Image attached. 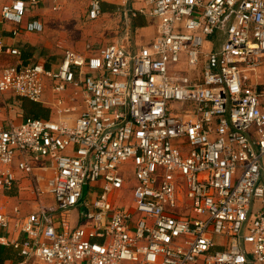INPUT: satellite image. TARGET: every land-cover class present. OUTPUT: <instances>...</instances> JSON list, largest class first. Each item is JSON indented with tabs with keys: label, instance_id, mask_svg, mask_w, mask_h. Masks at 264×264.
Returning a JSON list of instances; mask_svg holds the SVG:
<instances>
[{
	"label": "built area",
	"instance_id": "2783aa9c",
	"mask_svg": "<svg viewBox=\"0 0 264 264\" xmlns=\"http://www.w3.org/2000/svg\"><path fill=\"white\" fill-rule=\"evenodd\" d=\"M115 1L156 20L152 40L67 50L57 69L0 68V93L40 102L49 80L84 102L77 115L60 98L56 118L0 119V190L16 171L49 169L36 190L54 200L16 216L23 241L0 244L42 264H264V0ZM103 3L89 0L90 20ZM39 4L7 0L0 25L43 32L26 22ZM218 33L220 49H207ZM6 54L21 52L0 34Z\"/></svg>",
	"mask_w": 264,
	"mask_h": 264
},
{
	"label": "crops",
	"instance_id": "0c3cea01",
	"mask_svg": "<svg viewBox=\"0 0 264 264\" xmlns=\"http://www.w3.org/2000/svg\"><path fill=\"white\" fill-rule=\"evenodd\" d=\"M6 2L7 0H0V15L2 6ZM56 5L60 7L59 10H54V7ZM72 7V0H40L39 5H30L26 16V22L32 19H39L40 21H42L44 24V31L41 33H30L21 30L19 34L15 35L13 32L15 27L12 24H1L0 34L3 36L4 42L9 47L18 48L21 54L18 57L7 54L1 56L0 68L11 64H18L20 62H39L41 64H44L48 69H57L61 65L64 59V54L67 50L76 51L81 54L86 53V49H82V47L80 46L76 47V49L74 48L75 50L68 48L63 52V49H59L57 46H55L54 43H56V41L54 40L50 32L49 24L51 22L54 21L60 23L63 20L71 19L70 12ZM103 9L104 13L102 16L104 17H112L115 19L124 17L127 20L131 21V23H135L134 19H132L129 14L118 10L119 6L115 0H104ZM138 19L140 20L137 25L138 32L137 34L131 32L132 41H135V43L148 42L156 35L157 22L154 18L149 16H141ZM134 25L136 27V24ZM110 27L112 30L114 29L113 25H111ZM116 31L117 30H115V32ZM128 34L129 33H127V35ZM127 35L123 40L127 38ZM142 35H144L145 37ZM215 38L216 42L213 41ZM223 40V34L218 33L208 39L205 47L207 49H220ZM116 41L118 40H115L113 42ZM60 53H63V57L59 59L58 62L54 61L55 58L54 60L47 58L50 55H58ZM36 54H39V56L41 57L37 58ZM260 76L264 77V66L261 69ZM60 98L64 99V105H66V107H73L77 109L75 115L83 110L84 102L82 94H80L72 87H70L63 94H56L53 91L51 81L46 80V90L44 93V97L40 102H31L28 99L18 97L12 93H0V119L3 120L6 124H8V122L19 124L24 118H27V108H24V106L27 105V107H29L30 109L39 111L40 103L51 110L52 118H56L57 102ZM16 173L17 181L14 187L9 190H0V213H3L10 218L9 227L7 229L0 228V235L5 236L11 241H23V239L25 238V234L16 225V216H26L32 212H36L40 210L41 205H54V200L50 195H39L36 190L39 186L43 188L46 187L47 180L52 176V172L49 169H37L31 176H28L21 171H16ZM38 178H40V180H38ZM16 209L20 211L19 214L15 212ZM16 251L21 259H18V257L9 259L5 261L4 264H42L38 261L33 260L25 262V258L19 254V251L17 249Z\"/></svg>",
	"mask_w": 264,
	"mask_h": 264
},
{
	"label": "rangeland",
	"instance_id": "374dc122",
	"mask_svg": "<svg viewBox=\"0 0 264 264\" xmlns=\"http://www.w3.org/2000/svg\"><path fill=\"white\" fill-rule=\"evenodd\" d=\"M72 2L70 20H63L60 23L53 21L49 24L50 32L56 41L54 44L59 49H63V52L68 48L76 49L78 46L86 49L88 44L99 48L115 40H123L127 33L131 35V32H134V34L138 32V26L136 25L135 27L134 23L124 17L115 19L101 16L96 20H90L87 13L89 0H72ZM111 25L114 26L113 30L110 27ZM115 30L117 31L115 32ZM213 41L216 42V38ZM133 44H135V41H133ZM36 55L37 58L41 57L39 54ZM62 57L63 53H60L58 55H50L47 58L51 60L55 58L54 61L58 62ZM182 66L186 67V64L182 63ZM261 78L260 76L259 80Z\"/></svg>",
	"mask_w": 264,
	"mask_h": 264
},
{
	"label": "trees",
	"instance_id": "16d2710c",
	"mask_svg": "<svg viewBox=\"0 0 264 264\" xmlns=\"http://www.w3.org/2000/svg\"><path fill=\"white\" fill-rule=\"evenodd\" d=\"M139 21L140 20L138 18H135L134 24L138 25ZM24 99H27V98H24ZM31 102H34V101H31ZM37 107H39V106H37ZM24 108H27V113H26L27 117L45 118V119H48L51 117V110L48 107H45L44 105H42L41 103H40L39 111H36L34 109H30L29 107H27V105H25ZM17 257H18V259H21L18 256L17 251L14 248V246H12V245L4 246V245L0 244V264H4L5 261H7L9 259H14Z\"/></svg>",
	"mask_w": 264,
	"mask_h": 264
},
{
	"label": "water",
	"instance_id": "95a60500",
	"mask_svg": "<svg viewBox=\"0 0 264 264\" xmlns=\"http://www.w3.org/2000/svg\"><path fill=\"white\" fill-rule=\"evenodd\" d=\"M87 192H88V185H85V186H84V190H83V196H82V198H81V200H80V203H83V202H84L85 197H86V195H87ZM81 210H82L83 213L86 212V208H84V207H82Z\"/></svg>",
	"mask_w": 264,
	"mask_h": 264
}]
</instances>
